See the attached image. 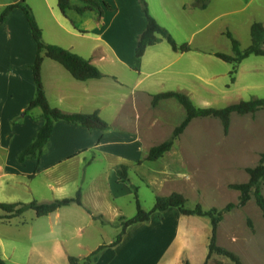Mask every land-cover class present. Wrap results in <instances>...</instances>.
Wrapping results in <instances>:
<instances>
[{"label": "crops", "instance_id": "crops-1", "mask_svg": "<svg viewBox=\"0 0 264 264\" xmlns=\"http://www.w3.org/2000/svg\"><path fill=\"white\" fill-rule=\"evenodd\" d=\"M18 1L0 0V14ZM98 1L111 7L103 17L96 10H88L84 15L69 9L62 12L58 0H25L46 44L89 60L103 74L99 79L80 81L62 64L44 55L41 76L49 105L69 115L97 113L111 126L104 132L57 122L40 162L28 159L20 163L17 160L44 124L40 108L25 113L36 95L32 66L37 45L21 9H15L0 28V204L48 203L73 198L81 189L74 166L91 165L101 157L115 170L117 185H123L117 176V167H131L146 161L147 153L156 146L150 143L153 136L165 124L163 118H151L152 113L150 117L147 115L154 110L153 96L176 90L192 100L194 92L184 80L191 77L208 82L215 77H206L201 69H198L201 73H196L197 68L188 61L198 56L215 57L214 54L219 53L205 49L207 47L200 42L209 40L212 32L224 34L221 25L229 18L245 15L252 7V11H259L263 3V0H211L208 7L201 10L194 7L196 0H145L158 24L168 30L179 45H190L192 51L176 53L162 41L149 47L144 57L138 59V38L147 27L139 0ZM159 85L169 87L160 91ZM162 102L156 108L161 107ZM63 167L68 169L61 171ZM40 176L49 177L44 181L45 197L35 186ZM99 178L91 179L90 184ZM10 183L22 186L28 198L7 196L6 186ZM131 190L127 188L129 195ZM82 194L83 206L71 205L46 216L42 230L41 226H31L27 232L30 240L24 263L12 260V251L17 246L0 233L1 258L8 264H70V257L89 256L94 249L82 242L86 229L115 224L124 213L114 202V222L104 219L94 197L96 192L93 193L95 201H91L92 194L86 190L82 189ZM108 195L115 201L123 194ZM87 201L91 203L88 205ZM0 213L1 218L7 216L1 209ZM159 213L160 216L151 217L148 223L130 226L122 242L107 249L95 264H184L186 261L204 264L209 255L210 222H204L202 217L184 216L176 208ZM25 214L13 219L3 218L0 223L23 227L27 222L17 225L15 220L24 218ZM94 216H102L108 223L103 224ZM35 227L42 232L37 238L33 236ZM97 244L98 247L102 245ZM8 248L11 257L5 255ZM76 249H86V252L74 255L72 250Z\"/></svg>", "mask_w": 264, "mask_h": 264}, {"label": "rangeland", "instance_id": "rangeland-1", "mask_svg": "<svg viewBox=\"0 0 264 264\" xmlns=\"http://www.w3.org/2000/svg\"><path fill=\"white\" fill-rule=\"evenodd\" d=\"M252 9L253 7L245 15L229 18L228 22L221 25V30H225L224 34L212 32L209 40H202L201 45L207 47L205 49L233 55L232 44L225 35L230 32L240 42L241 49L246 50L252 43L250 24L264 25V0L261 10L254 12ZM188 64L195 65L196 73H201L198 70L201 69L206 77H215L214 81L208 82H200L191 77L184 80L188 89L194 92L192 101L198 108L222 109L240 101L264 99V57L252 55L236 66L216 57L198 56L188 61ZM234 68L237 69V74L233 83L231 72ZM168 85L165 88L169 87ZM158 87L160 91H165L163 86ZM162 104L159 108L152 107L153 112L150 110L147 114L150 117L152 113L151 118L155 117L159 120L163 118L165 121L164 126L153 136L151 146H157L168 140L186 116L184 108L176 100H165ZM262 154H264V109L256 114L243 116L233 114L228 134H225L218 118H197L175 142L172 152L166 153L157 162L146 160L141 165L129 167V178L131 185L139 188V199L146 212L153 211L157 197L168 196L174 192L185 196L188 208H195L199 204L205 211L215 209L217 212H222L223 219L216 236L217 245L236 253L243 264H264V217L256 205L253 193L247 205L240 207V192L230 188V185L249 182L247 169L257 167ZM108 164L109 161L101 157L91 165L85 163L74 166L75 176L81 180V189L92 194L91 201H95L93 193L96 192L97 195L95 194L94 197L104 213V219L114 222L112 211L115 207L114 202L122 207L123 216L132 218L137 213L134 193L128 184L117 185L115 170H112ZM62 169L68 167L61 168V171ZM97 176L100 178L90 184L91 179ZM47 179L49 177L40 176L35 183L36 189L44 197V181ZM6 187L7 196L20 195L24 199L28 198L22 186L10 183ZM127 188L131 190L130 195ZM261 190L264 195V181L261 183ZM115 192L123 195L114 201L108 193ZM87 203L89 205L91 202L87 201ZM230 204L234 207L228 210ZM159 214V212L154 213L153 219L160 216ZM202 218L204 222L211 224L210 218ZM104 219L97 221L107 224ZM21 222H27V225L8 227L0 223V233L5 240L17 246L16 250L12 251V260L24 263L30 240L27 236L28 230L32 228L31 226L37 225L41 226L39 228L42 230L47 219L37 217L33 211H28L24 218L15 220L17 225H21ZM250 222L253 224V229L250 227ZM41 230L35 227L34 238L42 234ZM120 230L119 222L106 225L104 228L99 226L87 228L82 242L95 251L98 248L97 243L108 244L116 239ZM85 252L86 249L72 250L74 255ZM5 255L11 257L9 248ZM209 264L233 263L225 257L213 255Z\"/></svg>", "mask_w": 264, "mask_h": 264}, {"label": "trees", "instance_id": "trees-1", "mask_svg": "<svg viewBox=\"0 0 264 264\" xmlns=\"http://www.w3.org/2000/svg\"><path fill=\"white\" fill-rule=\"evenodd\" d=\"M211 0H196L194 7L204 10L208 7ZM142 11L147 20V27L138 38L136 47V57L142 59L149 47L155 46L162 41H166L176 53H189L192 48L188 44L179 45L168 30L158 24V22L151 16L148 4L145 0H139ZM58 6L62 12L65 10H73L79 15H84L88 10L98 11L100 17L105 15V11L110 10L111 7L106 3H101L98 0H58ZM15 9H21L29 23L32 36L37 45V55L32 66L34 82L36 85L35 98L29 103L26 109V114L35 108L42 110L41 119L44 121L43 126L38 131L36 137L30 144V146L22 151L17 160L20 163H24L28 159H35L38 162L46 153V148L50 141V137L54 131L55 124L59 121H65L70 124L79 125L87 128L88 130L98 129L101 131H109L111 129L110 124L102 120L97 113L90 115H69L65 114L57 109H53L46 98L44 91L41 67L44 60V55L48 58L62 64L77 80L87 81L89 79H99L103 77L101 71L94 66L89 60H86L72 52L63 49L55 45L46 44L43 40V32L39 27L32 9L26 4L25 0H20L16 3L8 5L0 14V28L7 22L11 14ZM227 38L230 40L233 49V55H227L224 53H216L214 56L223 62L239 65L250 56L264 57V25L262 23H254L251 26V40L250 47L246 50L241 49L240 42L233 36L232 33H226ZM237 69L234 68L231 72L232 82H235V75ZM176 100L185 110L186 116L179 126L175 128L171 137L165 142L153 147L146 158L149 162H157L162 159L166 153L170 152L175 142L186 131L193 120L197 118H218L224 128L225 134H228L231 117L233 114L248 115L256 114L264 109V99H253L250 101H240L239 103L229 105L222 109L216 108H198L195 106L191 98L180 92H166L153 96L152 107L156 108L160 102L165 100ZM139 165L142 162L138 163ZM117 176L121 183L128 184L133 190L137 213L132 218H126L120 216L118 222L120 223V232L117 235L114 242L111 244H102L89 256L85 258L70 257V264H95L99 261L101 255L109 248L117 247L126 235L127 229L138 223H148L151 221V217L156 212H165L171 208H176L184 216H197L208 217L211 220L212 225V238L209 245V255L204 264H209V261L213 255L222 256L230 260L233 264H243L240 256L236 253L220 247L217 245L216 236L220 222L222 221V212L217 210L205 211L201 205H196L195 208L187 207V199L181 193L174 192L168 196H162L156 198V204L152 212H146L139 199V188L131 185L129 178V167L126 165H120L116 169ZM249 174V182L246 184H234L230 185V188L240 192V207H244L251 200V194L253 193L257 207L260 209L264 217V195L261 190V183L264 181V154L261 155L260 164L255 168L247 169ZM83 194L82 189H79L76 196L73 198H65L56 200L50 203H39L33 201L31 203H16V204H0V209L7 213V219H13L23 215L27 211H33L37 217H46L57 212L59 209L69 207L71 205L83 206ZM233 205L228 206V210L233 208ZM90 214L91 212L88 211ZM0 217V220L3 219ZM96 220H102V216H94ZM104 223V222H103ZM250 227L253 229V224L250 222ZM0 264H8L0 256ZM184 264H190L188 261Z\"/></svg>", "mask_w": 264, "mask_h": 264}]
</instances>
